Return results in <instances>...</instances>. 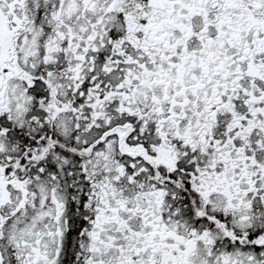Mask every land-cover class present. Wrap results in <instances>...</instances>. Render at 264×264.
Masks as SVG:
<instances>
[{"label": "snow or ice", "instance_id": "obj_1", "mask_svg": "<svg viewBox=\"0 0 264 264\" xmlns=\"http://www.w3.org/2000/svg\"><path fill=\"white\" fill-rule=\"evenodd\" d=\"M0 264H264V0H0Z\"/></svg>", "mask_w": 264, "mask_h": 264}]
</instances>
